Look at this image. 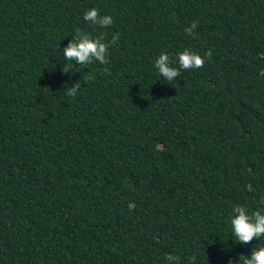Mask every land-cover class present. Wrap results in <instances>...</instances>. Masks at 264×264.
Returning <instances> with one entry per match:
<instances>
[{"label": "trees", "instance_id": "obj_1", "mask_svg": "<svg viewBox=\"0 0 264 264\" xmlns=\"http://www.w3.org/2000/svg\"><path fill=\"white\" fill-rule=\"evenodd\" d=\"M77 28L118 36L107 64L64 59ZM262 197L264 0H0V264H241Z\"/></svg>", "mask_w": 264, "mask_h": 264}, {"label": "clouds", "instance_id": "obj_2", "mask_svg": "<svg viewBox=\"0 0 264 264\" xmlns=\"http://www.w3.org/2000/svg\"><path fill=\"white\" fill-rule=\"evenodd\" d=\"M83 19L99 29H105L113 23L110 16H101L95 8L85 11ZM196 27L197 25L193 23L190 27L185 28V33L190 36L194 35L193 30ZM117 39L118 36L113 35L111 40H106L103 32L93 37L77 28L73 38L62 49L64 59L82 66H87L94 61L101 65L107 64L109 62L107 58L109 48L116 43ZM204 55L211 59L210 50L205 52ZM204 63V58L199 54L185 49L177 54L175 61L171 60L168 54L162 52L155 60V68L165 80L173 81L181 74V71L202 68ZM173 64L176 66H173ZM71 69L72 64L69 63L61 68V71L67 74L73 72ZM104 72L110 75L106 68ZM88 79H93L91 74H89ZM80 87V81L75 82L71 87H67L66 95L75 97ZM261 204L264 205V197L261 198ZM232 212L230 227L236 243L249 244L254 239L264 237V209H257L249 213L248 209L238 205L233 207ZM166 259L168 264H178L179 262V257L173 255H168ZM237 261H240L241 264H264V246L253 248L250 256L239 255ZM228 264H233L231 259Z\"/></svg>", "mask_w": 264, "mask_h": 264}]
</instances>
